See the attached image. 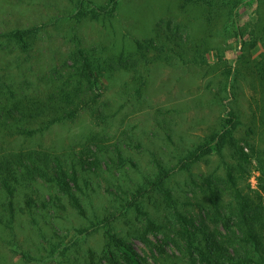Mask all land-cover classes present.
Returning <instances> with one entry per match:
<instances>
[{"label":"trees","instance_id":"trees-1","mask_svg":"<svg viewBox=\"0 0 264 264\" xmlns=\"http://www.w3.org/2000/svg\"><path fill=\"white\" fill-rule=\"evenodd\" d=\"M254 1L182 0L181 13L187 19L159 20L151 37L133 40V49L121 45L115 50L113 45L111 50L106 46L97 51L83 46L77 39L76 46L69 52L65 71L55 70L50 75V87L38 83L5 93L0 83V95H6L4 102L0 101V137L11 133L31 138L57 123L76 119L82 110L101 123L108 118L100 112L98 103L106 82L119 73L127 74L129 80L125 82L124 91L128 98L143 100L154 65L206 64L205 55L213 47L211 38L218 35L220 29L227 31L230 28L227 25L238 28L239 9ZM119 5L120 0H106L104 4L78 0L70 17L76 23L112 24ZM195 9L202 16L196 17L206 24L202 33L196 30L197 18L190 19ZM212 23L217 29L211 30ZM39 29L40 26H32L1 32L0 49L10 48L12 44L28 53ZM194 31L200 36H195ZM224 91L229 96L234 94L228 88ZM241 123L240 115L229 111L223 117L222 127L187 149L176 166L170 168L158 162L154 174L145 176L134 188L120 185L118 195L110 199L111 207L102 211L95 208L93 197L82 187L80 171L74 162L41 149L6 152L0 139V230L9 233L11 239L6 240V244L18 245L17 219L19 215H27L32 227L42 230V224L50 226L57 237L62 230L68 233L74 230L70 238L66 234V240L53 242L47 255L32 264L48 261L55 264H149L148 257L137 251L136 239L150 249L152 256L155 252L165 254V246H175L185 264H264V158L257 154L250 134L243 139L238 137ZM262 123L264 126V106ZM94 138L97 139L90 137L89 141ZM99 151L100 154L94 153L92 162L96 169L105 164L111 174L118 172L119 181L124 180L126 163L134 165V162L118 151V165L114 169L111 166L114 158L104 154V149ZM212 157L219 159L223 172L203 173L201 180L192 175L189 188L179 190L177 195L169 185L174 173H192L194 166ZM254 162L260 173L259 188L252 189L250 183L245 188L241 185L242 178L251 173L250 166L253 167ZM38 183L54 190L55 194L41 197L38 193V197H33L31 191L39 192L35 187ZM150 192L161 195V202L169 208L173 218L161 222L152 216ZM20 194L23 197H19ZM69 209L85 222L68 227L65 222L70 220ZM97 233L103 236L102 248L88 247L82 252L83 239ZM159 234L162 238L155 241L151 238ZM3 235L1 233L4 241ZM23 256L27 257L24 253Z\"/></svg>","mask_w":264,"mask_h":264},{"label":"rangeland","instance_id":"rangeland-1","mask_svg":"<svg viewBox=\"0 0 264 264\" xmlns=\"http://www.w3.org/2000/svg\"><path fill=\"white\" fill-rule=\"evenodd\" d=\"M76 1L0 0V33L40 26L28 53L12 44L10 48L0 49L3 92L19 91L21 87H32L38 83L50 87V75L55 70L65 71L66 60L77 39L83 46L97 51L106 46L111 50L113 45L115 50L121 45L133 49V40L151 37L159 20L187 19L181 13L182 0H120L112 24L95 21L76 23L70 17ZM91 1L95 4L106 2ZM192 13L195 15L192 14L190 19L200 16L196 9ZM194 24L198 33L206 30L201 18H197ZM212 24L211 30L217 29L216 24ZM237 26L227 25L230 27L227 31L220 29L218 35L211 38L213 47L205 55L206 64L154 65L147 92L141 101L128 98L124 89L129 76L117 74L106 82L98 102L100 112L108 117L101 123L88 111L82 110L76 119L57 123L43 134L31 138L3 133L0 137L3 147L10 153L20 149L46 150L74 162L80 171L82 187L89 197H93L94 206L99 211L111 207L110 199L118 195L120 185L134 188L145 176H152L158 162L170 168L176 166L187 149L222 127L223 117L229 111L238 113L242 120L237 130L238 137L243 139L247 133L250 134L257 154L264 158V0L241 6ZM194 34L200 36L196 31ZM3 43H6L5 39ZM225 88L234 94L229 96ZM5 96L0 95L1 102ZM90 137L97 139L89 141ZM99 149H104V154L114 158L115 162L111 163L114 169L118 165V151L125 159L134 162L135 166L126 163L124 171L127 177L124 180L119 181L118 172L111 174L105 164L96 169L92 162L94 153L100 154ZM246 150L250 151L249 146ZM221 166L219 159L212 157L194 166L192 173L175 172L169 185L179 195V190L189 188L187 185L192 175L201 180L203 173L223 172ZM256 166L258 164L254 162L253 167L250 166L251 173L242 178L241 185L245 188L248 183L252 189L259 188L260 173ZM35 187L39 192L31 191L33 197H38V193L41 197L55 194L42 183ZM150 195L154 203L149 206L152 216L161 222L173 218L172 212L161 202V195L155 192ZM68 214L70 220L65 222L68 227L85 222L72 209ZM28 218L27 215L18 216V245L6 244V240L11 241L9 233L0 230V264H32L38 261L37 258L47 255V249L53 242L66 240V234L70 238L74 233V230L70 233L62 230L57 237L50 226L42 224V230L36 229ZM151 238L155 241L162 238V234ZM103 243L101 233L93 234L83 239L80 250L84 252L88 247L100 250ZM134 244L142 256L148 257L149 264H185L178 249L171 244L165 246V254L155 252L154 256L141 240H134ZM44 264L55 263L48 261Z\"/></svg>","mask_w":264,"mask_h":264}]
</instances>
